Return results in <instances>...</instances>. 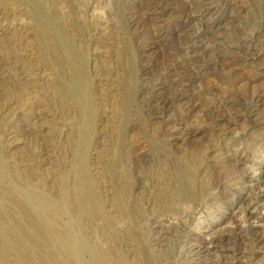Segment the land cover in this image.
Returning <instances> with one entry per match:
<instances>
[{
    "label": "rangeland",
    "instance_id": "374dc122",
    "mask_svg": "<svg viewBox=\"0 0 264 264\" xmlns=\"http://www.w3.org/2000/svg\"><path fill=\"white\" fill-rule=\"evenodd\" d=\"M261 176L264 0H0V264H264Z\"/></svg>",
    "mask_w": 264,
    "mask_h": 264
},
{
    "label": "bare ground",
    "instance_id": "6f19581e",
    "mask_svg": "<svg viewBox=\"0 0 264 264\" xmlns=\"http://www.w3.org/2000/svg\"><path fill=\"white\" fill-rule=\"evenodd\" d=\"M212 27H213V26H212ZM184 97H185V96H184ZM258 104H259V103H258ZM260 165H261V164H260ZM260 169H261V166H260ZM260 169H259V170H260ZM258 172H259V171H258ZM259 173H262V172L260 171ZM262 174H263V173H262ZM256 175H258V174H256ZM261 177H262V176H261ZM262 178H263V177H262ZM257 179H259V178H257ZM263 179H264V178H263ZM261 182H264V181H261ZM263 184H264V183H263ZM172 188H173V187H172ZM263 190H264V189H263ZM257 193H258V192H257ZM252 194H253V193H252ZM252 194H251V196L248 194V195L250 196V198L254 195V194H253V195H252ZM260 196L264 197V194L262 193ZM244 197H246V196H244ZM177 198H178V193H177V191H176L175 189L172 190V189L166 187V188L163 190V192L161 193V199H160V200H162L163 203H164L167 207H172V205L174 204V202H175V200H176ZM245 199L247 200V198H245ZM251 199H252V198H251ZM262 199H263V198H262ZM248 201H249V203H248V207H247V209H246L245 211H244V210H243V211L246 213V214H245V215H246L245 220L248 219V221H249V218H250V217H252V218L254 217V215H255L254 213H256L255 211H257V214H258V212H259V209H258V208L261 207V208L263 209L264 205H263V204L256 205V202L252 200V201L255 203V204H254L252 201L249 200V197H248ZM259 201H260V200H259ZM263 201H264V200H263ZM245 206H246V205H245ZM261 208H260V209H261ZM242 209H243V208H242ZM244 209H245V208H244ZM256 209H258V210H256ZM241 211H242V210H241ZM261 211H262V210H261ZM261 211H260V212H261ZM263 211H264V210H263ZM263 211H262V213H264ZM242 214H244V213L242 212ZM259 214H260V213H259ZM247 216H248L249 218H247ZM242 217H244V215H242ZM262 217H263V215H262ZM246 218H247V219H246ZM255 219H256V218H255ZM257 219H258V218H257ZM250 220H251V219H250ZM260 220H261V219H260ZM263 220H264V219H263ZM253 221H254V220H253ZM32 223H33L34 226H36V225H35V224H36V221H35V220L32 221ZM253 223H254V222H253ZM255 224H256V223H255ZM255 224H254V225L251 224L252 226L249 227V228H251V229L254 228L255 230H257L259 227H261V224H260V225H259V223H258L257 225H255ZM238 225H239V224H238ZM263 227H264V226H263ZM245 229H246V228H245ZM263 229H264V228H263ZM248 230H249V229H248ZM248 230H247V231H248ZM249 231H251V230H249ZM234 232H235V231H234ZM234 232H233V233H234ZM251 232H252V231H251ZM251 232H250V233H251ZM233 233H231V234H233ZM254 233H256V232L253 231V235H256V234H254ZM263 233H264L263 231H262V232H259L260 235L262 234V236H264ZM227 234H228V233H226V235H227ZM231 234H230V235H231ZM251 234H252V233H251ZM257 234H258V233H257ZM259 234H258V235H259ZM230 235H228V236H230ZM258 235H257V236H258ZM234 236H235V235H234ZM210 237H211V236H210ZM237 237H238V235H237ZM240 237H241V234H240ZM258 237H259V236H258ZM258 237H257V239H258ZM211 238H212V237H211ZM215 238H216V237L214 236L213 239L215 240ZM220 238H221V237H220ZM223 238H224V237H223ZM233 238H234V237H233ZM238 238H239V237H238ZM253 238H254V237H253ZM213 239H212V240H213ZM225 239H227V238H225ZM228 239H230V238L228 237ZM231 239H232V238H231ZM254 239H255V238H254ZM209 240H210V239H209ZM217 240H218V239H217ZM219 240H220V239H219ZM221 240H222V238H221ZM223 240H224V239H223ZM223 240H222V241H223ZM232 240H233V239H232ZM238 240H239V239H238ZM241 240H242V239H241ZM263 240H264V239H263ZM228 241H229V240H228ZM257 241H258V240H257ZM257 241H256V242H257ZM236 242H238V241H236ZM221 243H222V242H221ZM225 243H226V242H225ZM233 243H235V242H233ZM257 243H260V241L257 242ZM222 244H223V243H222ZM237 244H239V243H237ZM234 245H236V244H234ZM234 245H233V246H234ZM240 245H241V244H240ZM260 245H261V244H260ZM199 246H200V245H199ZM201 246H202V245H201ZM225 246H226V245H225ZM227 246H229V245H227ZM231 246H232V245H231ZM233 246H232V247H233ZM236 246H237V245H236ZM236 246H235V247H236ZM263 246H264V245H263ZM193 248H194V247H193ZM233 248H234V247H233ZM233 248H231V251H232ZM190 249H191V247H190ZM201 249H202V247H201ZM207 249H208V247H207ZM207 249L204 250V251H207ZM225 249H226V248H225ZM229 249H230V247H229ZM229 249H228V250H229ZM239 250H240V248H239V249L237 248V249L234 250V252H236V253H235L236 256L242 251V250H241V251H239ZM198 251H199V250H198ZM200 251H201V250H200ZM189 252H190V251H189ZM191 252H192V253H191L192 255L195 254V252H193V251H191ZM201 252H202V251H201ZM209 252H210V251H209ZM226 252H227V250H226ZM199 254H200V253H199ZM195 255H197V254H195ZM235 255H234V256H235ZM234 256H232V257H234Z\"/></svg>",
    "mask_w": 264,
    "mask_h": 264
}]
</instances>
